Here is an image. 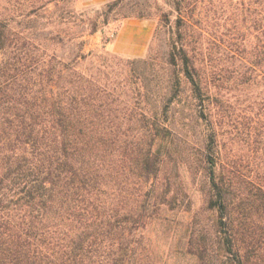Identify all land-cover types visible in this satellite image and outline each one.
I'll return each mask as SVG.
<instances>
[{
	"label": "trees",
	"instance_id": "obj_1",
	"mask_svg": "<svg viewBox=\"0 0 264 264\" xmlns=\"http://www.w3.org/2000/svg\"><path fill=\"white\" fill-rule=\"evenodd\" d=\"M170 1L186 33L199 0ZM229 8L232 24L259 31L249 54L264 72V0H231ZM35 49L0 13V264H155L143 230L167 219L171 201L167 187L157 201L143 188L153 187L169 155L155 147L172 143L169 128L153 123L139 142L118 135L99 89H86L84 77L53 58L40 67ZM170 56L197 98L194 48L185 41ZM233 175L235 185L208 169L209 232L191 235L187 251L210 264H264V184Z\"/></svg>",
	"mask_w": 264,
	"mask_h": 264
},
{
	"label": "rangeland",
	"instance_id": "obj_2",
	"mask_svg": "<svg viewBox=\"0 0 264 264\" xmlns=\"http://www.w3.org/2000/svg\"><path fill=\"white\" fill-rule=\"evenodd\" d=\"M29 1L0 0V13L36 46L40 67L53 58L68 66L64 73L84 77L86 89H99L120 136L139 142L153 123L171 132L172 143L156 142L169 155L153 187L149 181L143 188L157 201L167 187L171 201L162 212L167 219L154 218L143 230L154 263L210 264L187 251L191 235L209 232L208 169L232 185L233 173L264 184V72L249 54L259 31L232 24L231 0H199L186 33L170 0H35L32 13ZM185 41L195 51L197 98L170 56Z\"/></svg>",
	"mask_w": 264,
	"mask_h": 264
}]
</instances>
